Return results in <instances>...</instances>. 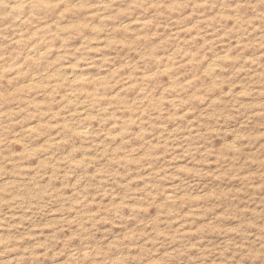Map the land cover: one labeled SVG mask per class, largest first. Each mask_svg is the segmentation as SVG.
<instances>
[{"label":"rangeland","instance_id":"rangeland-1","mask_svg":"<svg viewBox=\"0 0 264 264\" xmlns=\"http://www.w3.org/2000/svg\"><path fill=\"white\" fill-rule=\"evenodd\" d=\"M0 264H264V0H0Z\"/></svg>","mask_w":264,"mask_h":264}]
</instances>
